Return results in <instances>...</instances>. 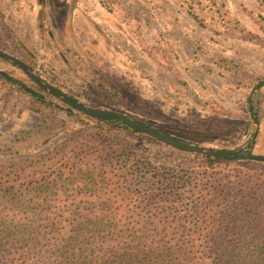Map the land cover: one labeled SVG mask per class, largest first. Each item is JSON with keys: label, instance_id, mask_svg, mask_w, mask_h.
Instances as JSON below:
<instances>
[{"label": "rangeland", "instance_id": "374dc122", "mask_svg": "<svg viewBox=\"0 0 264 264\" xmlns=\"http://www.w3.org/2000/svg\"><path fill=\"white\" fill-rule=\"evenodd\" d=\"M0 51L89 107L194 145L245 151V98L264 73V13L257 0L199 7L188 0H0ZM0 71L14 80L0 77V164L19 161L25 175L44 170L57 156L39 157L90 120L64 111L14 65L0 60ZM21 84L52 108L34 112ZM139 142L137 151L147 150L156 164L174 166L185 157ZM55 197L49 194L48 211L56 210Z\"/></svg>", "mask_w": 264, "mask_h": 264}, {"label": "trees", "instance_id": "16d2710c", "mask_svg": "<svg viewBox=\"0 0 264 264\" xmlns=\"http://www.w3.org/2000/svg\"><path fill=\"white\" fill-rule=\"evenodd\" d=\"M18 90L34 112L52 108ZM140 140L185 157L156 164ZM55 156L30 175L0 164V264H264V164L190 154L96 119L39 161Z\"/></svg>", "mask_w": 264, "mask_h": 264}, {"label": "water", "instance_id": "95a60500", "mask_svg": "<svg viewBox=\"0 0 264 264\" xmlns=\"http://www.w3.org/2000/svg\"><path fill=\"white\" fill-rule=\"evenodd\" d=\"M1 60L8 62L18 68L24 76L35 83L38 88L44 90L47 94L51 95L53 98L57 99L64 106L69 108L71 111H75L79 114L84 115L89 120H102L103 122H114L122 125L124 128L129 129L134 132H138L142 134L144 137L149 138L152 141H155L161 145L176 148L178 150L195 154L199 156L209 157V158H224L226 156L241 152L243 149L241 146L236 149H228V150H218L209 147H203L200 145H194L187 141L180 140L172 135L162 133L150 126L147 123L142 121L133 119L125 114L103 110L98 108L89 107L74 98L65 95L51 84L45 82L41 78H39L27 65L21 62L16 57H13L6 53L0 52ZM1 74H3L1 72ZM8 79H10L8 77ZM13 80V79H12ZM239 161H249L254 163H262L264 164V156L256 155V154H247L242 158L237 159Z\"/></svg>", "mask_w": 264, "mask_h": 264}, {"label": "flooded vegetation", "instance_id": "af4514ba", "mask_svg": "<svg viewBox=\"0 0 264 264\" xmlns=\"http://www.w3.org/2000/svg\"><path fill=\"white\" fill-rule=\"evenodd\" d=\"M257 1L262 6V11L264 13V0ZM0 52L4 53L2 51ZM1 75H3L8 81H12V83L14 82V80H12L13 78L7 76L5 73ZM8 77L10 79H8ZM245 107L250 124V131L247 135L248 138L244 142L245 151L235 153V155H237V158H235L236 160L247 154H253L252 151L255 147L259 148L258 151H256V155L264 156V73L255 77L251 88L246 95Z\"/></svg>", "mask_w": 264, "mask_h": 264}]
</instances>
